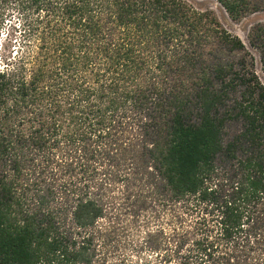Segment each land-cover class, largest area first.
Returning a JSON list of instances; mask_svg holds the SVG:
<instances>
[{
  "label": "trees",
  "instance_id": "16d2710c",
  "mask_svg": "<svg viewBox=\"0 0 264 264\" xmlns=\"http://www.w3.org/2000/svg\"><path fill=\"white\" fill-rule=\"evenodd\" d=\"M213 1L233 22L264 11V0ZM7 18L0 264H106L120 246L101 199L120 181L149 185L164 210L204 215L184 235L149 232L157 262L264 259V85L212 12L183 0H0V29ZM248 42L264 76V24Z\"/></svg>",
  "mask_w": 264,
  "mask_h": 264
},
{
  "label": "rangeland",
  "instance_id": "374dc122",
  "mask_svg": "<svg viewBox=\"0 0 264 264\" xmlns=\"http://www.w3.org/2000/svg\"><path fill=\"white\" fill-rule=\"evenodd\" d=\"M190 4L195 9L205 12L209 11L214 14L219 23L231 34L239 38L245 46L246 53L242 52L237 58L244 57L248 65L253 63L259 80L264 85V76L260 71V63L258 54L249 46L248 35L250 29L257 24H264V11L249 14L239 22H233L224 9L213 0H183ZM13 19L7 18V24L0 29V40L2 36H6L10 24ZM235 96H238L237 94ZM233 96L232 98H235ZM232 102H229L231 105ZM238 123H231L227 127L229 134L239 128ZM137 131L127 130L125 135L121 137L128 142L130 139H135ZM126 138V139H125ZM118 159V158H116ZM112 166L119 172L124 173L125 166L112 163ZM124 168V169H123ZM115 171L114 169H112ZM62 176L59 175L54 179V192L58 202H61L63 197L60 196V184ZM135 177V176H134ZM126 182L120 181L116 185L110 182L106 189V194L101 199L103 206L107 207V212H112L111 209H116L112 212L115 217L114 222H117L116 231L118 232V244L120 248L113 250L112 248L105 250L106 264H142L143 261H150L151 264H163L156 261V257L161 261L160 252H152L148 250L151 244L144 240L149 232L162 230L166 237H171V234L176 231L180 235L185 232H191L195 225L200 222L202 215L201 211L185 210V204H178L176 212H171L172 209L164 210L158 207L155 198H160L159 195H154V191L149 189V185H139L131 183L129 189H126ZM130 185V184H129ZM47 187V184L45 185ZM49 186V185H48ZM156 189V188H155ZM151 192L153 195H151ZM31 198H28L30 200ZM47 199V198H46ZM117 199V200H116ZM32 204V203H31ZM61 203L55 201L50 202V208H55ZM264 207V201L261 202ZM107 216L103 221H113L114 217ZM176 216V218H174ZM208 216V215H207ZM209 219V217H207ZM115 234V233H114ZM116 237V235H115ZM172 245V240L170 241ZM188 246V245H187ZM162 253V251H161ZM264 259L261 252L253 250L249 254L247 264H261ZM176 264V263H174Z\"/></svg>",
  "mask_w": 264,
  "mask_h": 264
}]
</instances>
